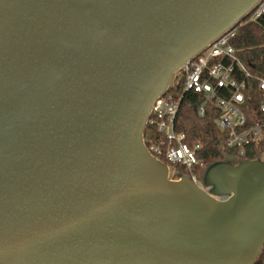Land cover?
I'll list each match as a JSON object with an SVG mask.
<instances>
[{"label":"water","instance_id":"1","mask_svg":"<svg viewBox=\"0 0 264 264\" xmlns=\"http://www.w3.org/2000/svg\"><path fill=\"white\" fill-rule=\"evenodd\" d=\"M258 1L0 0V264H258L264 159L199 186L144 139L177 72Z\"/></svg>","mask_w":264,"mask_h":264},{"label":"built area","instance_id":"2","mask_svg":"<svg viewBox=\"0 0 264 264\" xmlns=\"http://www.w3.org/2000/svg\"><path fill=\"white\" fill-rule=\"evenodd\" d=\"M245 18L259 22L264 28V0H259ZM235 34L236 25L189 60L178 71L184 78L182 92H173L169 87L154 100L147 119L146 127H154L161 134L159 140L146 145L148 150L168 164L171 175H174L175 167H183L199 186L202 183L195 168L203 167L198 158L202 144L200 141L188 142L186 134L176 129V118L186 92H195L202 97L197 108L200 117L205 115L208 103L219 108L218 125L227 132L226 146L234 149L238 158L244 159L249 148H258L262 150L259 157L264 159V120L247 125L246 89L253 74L232 44ZM259 87L264 90V78L259 79ZM260 109L264 113V100Z\"/></svg>","mask_w":264,"mask_h":264},{"label":"trees","instance_id":"3","mask_svg":"<svg viewBox=\"0 0 264 264\" xmlns=\"http://www.w3.org/2000/svg\"><path fill=\"white\" fill-rule=\"evenodd\" d=\"M232 44L237 48L242 60L251 70L253 77L248 79L246 89L245 112L247 125H254L264 120V113L260 109V103L264 100V90L259 87V79L264 78V28L259 22L247 21L244 17L236 25V34ZM183 80L180 72L170 85L173 92L183 90ZM202 97L195 92H186L181 101L176 118V129L186 134L188 142L200 141L202 149L198 158L203 162V167L195 168L200 179L210 165L218 161L236 163L241 160L236 156V151L226 146L228 134L218 125L220 110L214 103L205 106V115L200 117L197 112ZM160 132L154 127L148 126L144 132L145 144L149 146L153 141L159 140ZM262 150L249 148L245 160L258 158ZM184 174L190 177V172L180 166L175 167L174 175ZM258 264H264V247L259 255Z\"/></svg>","mask_w":264,"mask_h":264},{"label":"rangeland","instance_id":"4","mask_svg":"<svg viewBox=\"0 0 264 264\" xmlns=\"http://www.w3.org/2000/svg\"><path fill=\"white\" fill-rule=\"evenodd\" d=\"M263 158H264V156H263Z\"/></svg>","mask_w":264,"mask_h":264}]
</instances>
